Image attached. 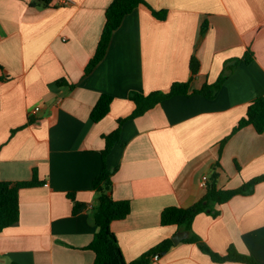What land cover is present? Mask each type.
<instances>
[{"label":"crops","instance_id":"crops-1","mask_svg":"<svg viewBox=\"0 0 264 264\" xmlns=\"http://www.w3.org/2000/svg\"><path fill=\"white\" fill-rule=\"evenodd\" d=\"M146 1L166 9L167 17L141 4L85 74L112 0H51L48 6L0 0V180H31L37 170L43 182L21 189L20 219L0 233V264L94 262L88 245L98 230L94 180L105 163L104 135L133 113L132 91H168L190 80L194 54L201 67L193 89L215 83L227 60L248 49L255 56L233 69L215 97L174 95L123 122L121 141L106 160L115 170L113 196L131 201V213L111 224L126 259L182 230L163 225L162 211L200 200L213 170L223 189L264 174V132L253 125L232 135L220 153L250 102L264 94V0ZM103 93L114 96L111 110L95 122L91 112ZM71 193L81 203L77 212ZM218 208L216 217L198 214L194 232L220 254L233 245L264 264V181ZM151 264L246 263L214 261L197 242L182 240Z\"/></svg>","mask_w":264,"mask_h":264},{"label":"trees","instance_id":"trees-1","mask_svg":"<svg viewBox=\"0 0 264 264\" xmlns=\"http://www.w3.org/2000/svg\"><path fill=\"white\" fill-rule=\"evenodd\" d=\"M51 0H36L35 4H42L48 6ZM141 4L150 6L155 16L160 19L167 17V10H157L146 0H112L106 10L105 26L97 46L94 56L90 59L85 68V74H89L93 69L105 58L109 46L112 41L114 32L121 26L124 18L129 13L133 12ZM208 22L202 25V33L206 31ZM255 53L252 49H248L244 57L232 58L227 60L224 69L215 83H205L199 89H193L191 82L200 70L201 62L194 54L191 58V78L188 81H176L172 84L168 91L155 90L148 94L140 91H132L130 98L135 102L136 107L133 113L119 120V126L110 134L104 135L106 145L103 149L104 167L101 173L94 180V188L99 194L98 202L93 208V221L98 227L92 241L88 248L95 252V260L92 264H151L155 253L162 255L165 251L171 249L175 243L172 237L162 240L160 243L144 252L139 258L128 261L125 253L119 243L116 233L112 229V222L114 220L124 219L131 213L130 200H118L113 196V174L112 167L107 164V156L115 146L120 143L121 126L124 121L143 115L148 110L161 104L165 99L174 95H189V94H203L207 98H213L221 89L225 80L231 75L233 69L240 63H249L254 58ZM114 96L108 93H103L97 103L95 104L91 118L97 122L103 119L111 110V105ZM35 120L30 118L28 123H33ZM27 123V124H28ZM247 125H253L257 132H264V94L253 99L247 110L246 116L240 119L238 124L234 127L230 135L225 137L220 144V153L223 150L226 142L237 131ZM24 126L13 129L15 133L18 129ZM220 165L218 162L215 166ZM219 173L213 170L207 179V192L205 195L188 207L172 205L166 207L161 214V223L163 225H177L179 229L186 230L190 233L189 237L183 242H197L200 248L211 255L214 261H239L246 264H263L258 261L252 254H247L239 251L235 246H231L227 254H220L214 251L199 235L194 232L193 223L198 214L207 212L213 216H218L221 209L218 206L228 202L234 196L239 194L248 195L254 192L255 187L264 181V174L254 177L249 181H245L240 187L234 189H223L218 186ZM43 183L39 180L38 172L35 170L33 179L24 181H4L0 180V233L7 227L17 223L20 219V191L22 188L32 187ZM75 201V194H69ZM81 203L75 202L74 212H77ZM10 264H20L12 262Z\"/></svg>","mask_w":264,"mask_h":264},{"label":"water","instance_id":"water-1","mask_svg":"<svg viewBox=\"0 0 264 264\" xmlns=\"http://www.w3.org/2000/svg\"><path fill=\"white\" fill-rule=\"evenodd\" d=\"M189 237V232L186 230L178 231L172 238L175 244H179L182 240Z\"/></svg>","mask_w":264,"mask_h":264},{"label":"built area","instance_id":"built-area-1","mask_svg":"<svg viewBox=\"0 0 264 264\" xmlns=\"http://www.w3.org/2000/svg\"><path fill=\"white\" fill-rule=\"evenodd\" d=\"M71 2H72V0H59V3L60 4H70ZM40 109H41V107L40 106H37L35 108V111H39ZM204 184L206 186L207 180H205ZM160 258H161V255L159 253H155L154 256H153V258H152V260L153 261H158V260H160Z\"/></svg>","mask_w":264,"mask_h":264}]
</instances>
